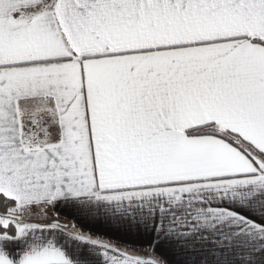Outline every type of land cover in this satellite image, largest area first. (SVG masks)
I'll return each mask as SVG.
<instances>
[{"label": "snow or ice", "instance_id": "obj_1", "mask_svg": "<svg viewBox=\"0 0 264 264\" xmlns=\"http://www.w3.org/2000/svg\"><path fill=\"white\" fill-rule=\"evenodd\" d=\"M0 264H264V0H0Z\"/></svg>", "mask_w": 264, "mask_h": 264}, {"label": "crops", "instance_id": "obj_2", "mask_svg": "<svg viewBox=\"0 0 264 264\" xmlns=\"http://www.w3.org/2000/svg\"><path fill=\"white\" fill-rule=\"evenodd\" d=\"M90 227H92L93 229H96L98 227H100L99 225H91Z\"/></svg>", "mask_w": 264, "mask_h": 264}]
</instances>
